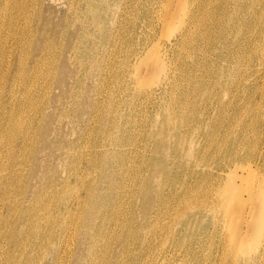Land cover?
Instances as JSON below:
<instances>
[{
  "label": "rangeland",
  "instance_id": "1",
  "mask_svg": "<svg viewBox=\"0 0 264 264\" xmlns=\"http://www.w3.org/2000/svg\"><path fill=\"white\" fill-rule=\"evenodd\" d=\"M40 1V4L38 2L36 6L28 7L18 16L16 11L13 12L16 20L13 22L16 25L14 30L6 19L1 22L2 15H9V10L2 11L3 14L0 11V36H5L4 40H0V113L16 112L17 117L24 120L23 130L28 136L26 143L28 147L31 145L28 149L18 150L21 136L11 144L8 136L2 135L6 118L3 119L0 115V264H17L20 258L29 257L31 264H73L72 252L85 233V222L91 217L92 232L85 237L86 257L81 264H237L238 261L241 264L245 256L230 251L232 247L229 239L233 232L241 230L240 227L244 224L243 210L247 205L242 202L241 208L237 204L239 210L232 204L233 207L235 205L236 212L231 214L230 211L229 215L235 217L239 210L238 213L241 211L243 217L237 213L238 219L233 218L236 219L235 225H230L232 218L220 206V200L216 191L214 192L216 184L212 186L205 177H194L192 173L197 171L200 175H208L210 172L216 174L222 166L225 171L231 168L236 177L245 176L247 171L251 172L253 169L256 176L251 173L255 177L247 172L252 176L251 179L250 176L246 177L247 174V179L243 176L242 181L241 178L233 177L234 185L240 186L235 185L240 188L239 191H243L239 194L243 201L246 198L244 202L249 203L248 205L254 204L247 201V198L253 201L248 193L250 188L264 185V0ZM185 1L188 12L204 13V19L201 20L203 23L200 21L196 30L194 28V33L199 38L193 35L194 39L189 38L184 40L186 42L171 45V41L186 26L187 13L182 24L178 21L182 12L178 13L177 10ZM203 4L207 6L201 10ZM164 16L169 22L165 23ZM169 18L174 19L170 21ZM163 22L167 25H163ZM166 27L169 29L168 34ZM169 34H172V40H168ZM169 46H172L171 50ZM148 47L152 49L153 55L157 52L164 55L166 52L167 71L151 67L149 63H153V55L150 56L152 59L150 58L149 63L145 60L148 64L140 59V55ZM36 56L40 58V64L33 70L36 84L24 91L20 81H12L17 63L11 64L10 70L8 64L21 58L26 73ZM61 61L66 69L63 86L59 89L54 80ZM47 68H53L50 74L47 73ZM152 70H158L159 75H154ZM134 75L140 76L139 80L142 79V82L151 80L153 93L148 94V87L143 86L147 83L144 84V81L141 85ZM31 98L35 103L33 106L28 104ZM45 113L51 119L47 122L45 136L41 137ZM238 139L241 142L239 147L236 145ZM160 140L165 147L159 146ZM251 143L256 146H251ZM190 148L193 150L191 153L188 152ZM163 157L168 160V173L148 166L149 160L161 166ZM250 166L251 169L248 170ZM32 170L39 177H33ZM225 171L222 172L224 179L227 178ZM157 175L163 181L158 189L161 193L159 198L156 186L146 182V177L153 178ZM253 178L256 179L252 180ZM249 179L253 182L249 183L252 186L247 183ZM246 184L249 188H246ZM244 188L249 189L247 193ZM184 190L188 194L181 197V200ZM144 193L150 194L152 198L146 216ZM122 195H125L124 198ZM190 196H193V200ZM108 215L110 219L106 218ZM20 218L32 220L29 219V224L25 226L30 235L19 233ZM34 220H37L36 226L31 223ZM150 223L152 227L149 226ZM46 232L50 237L48 240L41 237ZM35 233L40 236H33ZM16 240L21 241L15 244ZM40 242L45 245L38 247ZM21 244H26L24 251H21ZM201 249L204 252L207 250L204 253ZM216 253L223 254L224 257Z\"/></svg>",
  "mask_w": 264,
  "mask_h": 264
},
{
  "label": "bare ground",
  "instance_id": "2",
  "mask_svg": "<svg viewBox=\"0 0 264 264\" xmlns=\"http://www.w3.org/2000/svg\"><path fill=\"white\" fill-rule=\"evenodd\" d=\"M123 1V0H122ZM158 1V0H157ZM178 1V0H177ZM208 1V0H207ZM251 1V0H250ZM38 2H39V4L41 3V1L40 0H0V11L2 12V11H6L7 9L9 10L8 12H10V14L9 15H5V13L3 14V12H2V21L1 22H3L5 19H6V21H7V24L9 25V26H11L12 28H13V30H14V28L16 27V25H14L13 24V22H15L16 20H15V16H13L12 14H13V12L14 11H16V15L17 14H20L21 12H23L25 9H27L28 7H31L32 5H34V6H36L37 4H38ZM171 3L172 1H168V3ZM175 2V1H174ZM205 2V1H204ZM235 2V1H234ZM233 2V3H234ZM125 3V2H124ZM136 3V2H135ZM188 3V2H187ZM206 3H208V2H206ZM218 3V2H217ZM250 3V2H249ZM91 3H89V5H90ZM153 4V3H152ZM176 4V3H175ZM174 4V5H175ZM181 4V3H180ZM180 4H178V5H180ZM201 4V3H200ZM208 4H210V3H208ZM93 5V4H92ZM177 5V6H178ZM196 4H194V6H195ZM250 5V4H249ZM167 6H169V4L167 5ZM167 6H165L166 7V9H167ZM197 6V5H196ZM199 6V5H198ZM207 5H205V4H203V8H200L201 10L202 9H204L205 7H206ZM253 6V5H252ZM261 6V5H260ZM263 6V5H262ZM93 7V6H92ZM156 7V6H155ZM174 7H176V6H174ZM179 7V6H178ZM177 7V10H179V12L178 13H180V12H182V14L181 15H179L180 16V20L178 19V21H180V23H182V24H184L183 22H185V19H184V15L187 13V15H188V19L186 20V26L179 32V35H176L175 36V38L173 39L174 41H171V45H174V44H179L181 41L183 42L184 40H188L189 38H191V39H194V38H192L193 37V35H195L196 36V34L194 33V28L196 27V25H198L199 23H200V21L202 20V18L204 19V13L203 12H200L199 14L197 13V12H193V11H191V12H188L187 10H189V9H187V4H186V1H185V3L183 2L182 3V6L180 7V8H178ZM208 7H210V6H208ZM246 7H247V4H246ZM237 8V7H236ZM245 8V7H244ZM174 9V8H173ZM172 9V10H173ZM165 10V9H164ZM181 10V11H180ZM206 10V9H205ZM244 10V9H243ZM260 10V9H259ZM148 11V10H147ZM167 11V10H166ZM245 11V10H244ZM261 11V10H260ZM263 11H264V9H263ZM84 12V11H83ZM170 12V11H169ZM207 12V11H206ZM257 12V11H256ZM262 12V11H261ZM15 13V12H14ZM171 13V12H170ZM173 13V12H172ZM175 13V12H174ZM189 13V14H188ZM203 13V14H202ZM246 13V12H245ZM248 13V12H247ZM264 13V12H263ZM161 14V13H160ZM169 14V13H168ZM200 14H202V15H200ZM259 14H261V13H259ZM15 15V14H14ZM132 15V14H131ZM166 15V14H165ZM175 15H178L177 14V12L175 13ZM175 15L173 14V16L175 17ZM257 15H258V13H257ZM263 15V14H262ZM7 16V17H6ZM18 16V15H17ZM16 16V17H17ZM20 16V15H19ZM169 16V15H168ZM210 16H212V15H210ZM255 16V15H254ZM105 17V16H104ZM123 17V16H122ZM134 17V16H133ZM165 17L166 16H164L163 18L165 19ZM177 17V16H176ZM263 17V16H262ZM206 19H207V17H205ZM209 18V17H208ZM244 18V17H243ZM255 18H256V16H255ZM259 18V17H258ZM257 18V19H258ZM17 19V18H16ZM23 19V18H22ZM104 19H106V18H104ZM155 19V18H154ZM164 19H163V21H164ZM174 19V18H173ZM173 19H171V20H173ZM25 20V19H24ZM129 20V19H128ZM131 20V19H130ZM169 20H170V18H169ZM170 20V21H171ZM210 20V19H209ZM259 20V19H258ZM127 21V20H126ZM175 21V20H174ZM173 21V22H174ZM177 21V22H178ZM203 21V20H202ZM201 21V22H202ZM205 21V20H204ZM28 22V21H27ZM103 22V21H102ZM162 22V21H161ZM167 22H169L168 21V19H165V23H167ZM238 22V21H237ZM262 22V21H261ZM10 23H11V25H10ZM164 22H163V25L165 24ZM203 23V22H202ZM206 23V22H205ZM13 24V25H12ZM20 23H18V25H19ZM26 24V23H25ZM89 24H90V22H89ZM134 24V23H133ZM256 24V23H255ZM259 24V23H258ZM124 25V24H123ZM165 25H167V24H165ZM172 25H174V23L172 24ZM177 24H175V26H176ZM205 25V24H204ZM208 25V24H207ZM29 26V25H28ZM90 26V25H89ZM121 26V25H120ZM126 26H128V25H126ZM154 26V25H153ZM162 26V25H161ZM170 26V25H169ZM169 26H167V27H169ZM174 26V27H175ZM180 26H181V24H180ZM263 26V25H262ZM21 27V26H20ZM124 27V26H123ZM129 27H130V25H129ZM133 27V26H132ZM167 27H166V29H167ZM255 27V26H254ZM100 28V27H99ZM198 28H200V27H198ZM121 29V28H120ZM135 29V28H134ZM173 29V28H172ZM16 30H17V28H16ZM103 30V29H102ZM123 30V29H122ZM121 30V31H122ZM125 30V29H124ZM169 29H167V31H168ZM195 30H196V28H195ZM202 30V29H201ZM208 30H210V29H208ZM218 30V29H217ZM104 31V30H103ZM125 31H127V30H125ZM161 31H163V27H162V30ZM175 30L173 29V32H174ZM4 32V31H3ZM152 32H153V30H152ZM157 32V31H156ZM7 33V32H6ZM19 33V32H18ZM102 33V32H101ZM117 33V32H116ZM165 33V32H164ZM169 33V31L167 32V34ZM194 33V34H193ZM199 33V32H198ZM197 33V34H198ZM205 33V32H204ZM207 33V32H206ZM239 33V32H238ZM250 33V32H249ZM123 34V33H122ZM65 35V34H64ZM133 35H134V33H133ZM147 35V34H146ZM172 35V34H171ZM171 35L169 34V36L167 35V37H170L168 40H172V38H171ZM201 36H202V33L200 34ZM199 35V36H200ZM15 36V35H14ZM111 36V35H110ZM120 36V35H119ZM162 35H160V37H161ZM200 36V38H202ZM260 36V35H259ZM5 36H0V40H4L5 38H4ZM16 37V36H15ZM81 37V36H80ZM118 37V36H117ZM126 37V36H125ZM134 37H136V36H134ZM133 37V38H134ZM62 38H64V37H62ZM166 38V37H165ZM195 38H199V37H195ZM207 38H208V36H207ZM263 38V37H262ZM262 38H261V40H262ZM22 39H23V37H22ZM81 39V38H80ZM130 39V38H129ZM140 39V38H139ZM149 39V38H148ZM151 39V38H150ZM190 39V40H191ZM209 39H210V36H209ZM106 40V39H105ZM104 40V41H105ZM120 40V39H119ZM124 40H125V38H124ZM126 40H127V38H126ZM130 40H133V39H130ZM189 40V41H190ZM201 40V39H200ZM15 41V40H14ZM26 41V40H25ZM146 41V40H145ZM149 41V40H148ZM194 41V40H193ZM258 41H259V39H258ZM184 42H186V41H184ZM262 42H263V40H262ZM51 43V42H50ZM150 43V42H149ZM253 43V42H252ZM96 44V43H95ZM116 44V43H115ZM132 44V43H131ZM182 44H184V43H182ZM198 44V43H197ZM243 44H245V43H243ZM261 44V43H260ZM97 45V44H96ZM157 45V44H156ZM175 45V46H176ZM238 45V44H237ZM247 45V44H246ZM262 45H263V43H262ZM178 46H180V45H178ZM208 46V45H207ZM206 46V47H207ZM39 46H36V48H38ZM133 47V46H132ZM157 47H158V45H157ZM240 47V46H239ZM252 47V46H251ZM262 47V46H261ZM59 48V47H58ZM92 48V47H91ZM110 48V47H109ZM139 48H140V46H139ZM143 48V47H142ZM150 48H152V46L150 47ZM149 47H148V49H146L141 55H140V59L141 60H143V62L145 63L146 61L148 62V61H150L152 58V60H153V63L152 62H148L150 65H151V67L152 68H156V69H161L162 71L164 70V71H167V67H166V59H165V53H164V55H163V53H158L157 52V54L155 53V55H153L154 53H153V51H152V49H150ZM154 48V47H153ZM191 48V47H190ZM129 49V48H128ZM133 49H135L134 47H133ZM159 49H160V46H159ZM169 49L171 50L172 49V46H169ZM179 49V48H178ZM213 49V48H212ZM259 49V48H258ZM19 50V49H18ZM83 50V49H82ZM131 50V49H130ZM139 50V49H138ZM162 50V49H161ZM176 50V49H175ZM244 50V49H243ZM249 50V49H248ZM252 50V49H251ZM57 51V50H56ZM106 51H108V50H106ZM111 51V50H110ZM135 51H137V49L135 50ZM141 51H143V50H141ZM152 51V52H151ZM163 51V50H162ZM177 51V50H176ZM154 52H155V50H154ZM172 52H174V50L172 51ZM241 52V51H240ZM247 52V51H246ZM255 52H256V49H255ZM24 53V52H23ZM88 53V52H87ZM106 53V52H105ZM175 53V52H174ZM203 53V52H202ZM243 53V52H242ZM248 53V52H247ZM21 54V53H20ZM134 54V53H133ZM176 54V53H175ZM254 54H256V53H254ZM116 55V54H115ZM151 55H153V56H151ZM172 55H174V54H172ZM209 55V54H208ZM236 55V54H235ZM250 55V54H249ZM57 56V55H56ZM84 56V55H83ZM89 56V55H88ZM135 56V55H134ZM152 58H151V57ZM156 56V57H155ZM176 56V55H175ZM19 57H20V55H19ZM132 57V56H131ZM136 57V56H135ZM171 57V56H170ZM169 57V58H170ZM177 57V56H176ZM183 57V56H182ZM18 58V57H17ZM82 58V57H81ZM127 58V57H126ZM130 58V57H129ZM133 58V57H132ZM138 58V57H137ZM151 58V59H150ZM40 58H38V56H36L34 59H33V62H32V64H31V66H30V68H28L27 70H26V73H25V70H24V67H23V62H22V60H21V58H19L17 61L15 60H13V61H11V62H9L10 64H8L9 65V70H10V68H11V64H13L14 62H16L17 63V67L15 68V70H14V72H13V74H12V81L14 82V83H17V82H19L20 81V83H21V85L23 86V88L25 89L24 91H27V90H30L31 89V86L32 85H35L36 84V81H35V75H34V72H33V70H35L37 67H38V65L40 64V60H39ZM80 59V58H79ZM118 59V58H117ZM123 59H125V58H123ZM171 59V58H170ZM243 59V58H242ZM85 60V59H84ZM105 60V59H104ZM127 60H128V58H127ZM146 60V61H145ZM261 60V58H259V61ZM129 61V60H128ZM258 61V60H257ZM8 62V61H7ZM54 62V61H53ZM142 62V63H143ZM146 62V63H147ZM5 63V62H4ZM111 63V62H110ZM125 63V62H124ZM147 63V64H148ZM246 63V62H245ZM122 64V63H121ZM126 64V63H125ZM130 64V63H129ZM128 64V65H129ZM152 64L154 65V66H152ZM168 64H169V62H168ZM178 64V63H177ZM249 64V63H248ZM128 65H126V66H128ZM144 65V64H143ZM142 65V66H143ZM146 65V64H145ZM123 66V65H122ZM125 66V65H124ZM123 66V67H124ZM169 66V65H168ZM221 66V65H220ZM4 67V66H3ZM51 67V66H50ZM121 67V66H120ZM146 67V66H145ZM234 67V66H233ZM107 68V67H106ZM111 68V67H110ZM116 68H118L117 66H116ZM127 68V67H126ZM129 68V67H128ZM127 68V69H128ZM147 68H149V65H148V67ZM151 68V69H152ZM53 69V68H52ZM52 69L51 68H47V73H49L50 74V71H52ZM65 65H64V62H60V66H59V68H57V70H56V72H57V76H56V78H55V80H54V83L56 84V87H58L59 89H60V87H62L63 86V79H64V71H65ZM123 69V68H122ZM121 69V70H122ZM126 69V70H127ZM135 69H138V68H136L135 67ZM146 69V68H145ZM155 69V70H156ZM197 69V68H196ZM232 69V68H231ZM1 70V69H0ZM6 70V69H5ZM112 70V69H111ZM125 70V71H126ZM144 70V69H143ZM155 70H152V72L154 73V75H159L158 73H157V71H155ZM188 70V69H187ZM104 71V70H103ZM136 71V70H135ZM137 71H139V70H137ZM142 71V70H141ZM151 71V70H150ZM149 71V74L151 73ZM155 71V72H154ZM161 71V72H162ZM163 71V72H164ZM259 71V70H258ZM262 71V70H261ZM4 73H5V71H3ZM2 72V73H3ZM112 72V71H111ZM110 72V73H111ZM129 72V71H128ZM132 72V71H131ZM144 72V71H143ZM46 73V74H47ZM138 73V72H137ZM156 73V74H155ZM169 73V72H168ZM116 74V73H115ZM124 74V73H123ZM126 74V73H125ZM139 74V73H138ZM137 74V75H138ZM241 74V73H240ZM144 75H145V73H144ZM147 75V74H146ZM156 75V76H157ZM1 76V75H0ZM4 76V75H3ZM135 76V75H134ZM140 76L142 77V75L140 74ZM139 76V77H140ZM151 76V75H150ZM164 76V75H163ZM196 76V75H195ZM105 77V76H104ZM139 77L138 76H135V78H138L137 80V82H139L141 85L143 84V82L145 81L144 79V81L142 82L141 80L142 79H140L139 80ZM148 77H149V75H148ZM147 77V78H148ZM169 77V76H168ZM235 77V76H234ZM151 78V77H150ZM157 78V77H156ZM159 78V77H158ZM163 78H166V77H163ZM162 78V79H163ZM232 78V77H231ZM1 79V78H0ZM118 79V78H117ZM160 79V78H159ZM262 79V78H261ZM264 79V78H263ZM113 80V79H112ZM127 80V79H126ZM148 80V79H147ZM187 80V79H186ZM39 81V80H38ZM129 81V80H128ZM136 81V80H135ZM151 81V80H150ZM150 81H148V82H144V84H146V85H143V86H146V87H148V89L146 90L147 92H148V94L149 93H153V89H152V87L150 86V85H152L151 83L152 82H150ZM259 81V80H258ZM193 82V81H192ZM236 82V81H235ZM103 83V82H102ZM139 83L137 84L138 86H139ZM179 83V82H178ZM159 84H161V83H159ZM176 84V83H175ZM192 84V83H191ZM40 85V84H39ZM194 85V84H193ZM118 86V85H117ZM116 86V87H117ZM135 86V85H134ZM163 86V85H162ZM176 86V85H175ZM185 86V85H184ZM191 86V85H190ZM203 86H205V85H203ZM115 87V86H114ZM130 87V86H129ZM142 87V86H141ZM167 87V86H166ZM113 88V87H112ZM128 88V87H127ZM135 88V87H134ZM144 88V87H143ZM162 88V87H161ZM165 88V87H164ZM137 89V88H136ZM135 89V90H136ZM160 89V88H159ZM196 89V88H195ZM202 89V88H201ZM119 90V89H118ZM142 90V89H141ZM158 90V89H157ZM165 90V89H164ZM64 91V89H62V92ZM160 91V90H159ZM188 91V90H187ZM30 92V91H29ZM99 92V91H98ZM134 92H136V91H134ZM156 92V91H155ZM154 92V93H155ZM168 93V92H167ZM110 94V93H109ZM113 94V93H112ZM138 94H140V92L138 93ZM147 94V93H146ZM145 94V95H146ZM156 94V93H155ZM165 94V93H164ZM213 94V93H212ZM45 95V94H44ZM143 95V94H142ZM163 95V94H162ZM161 95V96H162ZM104 96V95H103ZM115 96V95H114ZM150 96V95H149ZM159 96V95H158ZM262 96V95H261ZM155 97V96H154ZM180 97V96H179ZM214 97V96H213ZM235 97V96H234ZM114 98V97H113ZM130 98H131V96H130ZM231 98V97H230ZM103 99V98H102ZM117 99V98H116ZM167 99V98H166ZM172 99V98H171ZM23 100V99H22ZM105 100V99H104ZM118 100V99H117ZM190 100V99H189ZM113 101V100H112ZM129 101V100H128ZM147 101V100H146ZM145 101V102H146ZM167 101V100H166ZM170 101V100H169ZM229 101V100H228ZM45 102V101H44ZM102 102V101H101ZM132 102V101H131ZM171 102V101H170ZM219 102V101H218ZM99 103V102H98ZM104 103V102H103ZM119 103V102H118ZM165 103V102H164ZM167 103V102H166ZM176 103V102H175ZM174 103V104H175ZM197 103V102H196ZM28 104H30V106H33V105H35V103H34V101H33V99L31 98V99H29L28 100ZM114 104V103H113ZM140 104V103H139ZM116 105V104H115ZM165 105V104H164ZM257 105V104H256ZM102 106V105H101ZM146 106V105H145ZM187 106V105H186ZM26 107V106H25ZM100 107V106H99ZM131 107V106H130ZM258 107V106H257ZM97 108V107H96ZM139 108V107H138ZM170 108V107H169ZM103 109V108H102ZM245 109V108H244ZM95 111H96V109H94ZM139 110V109H138ZM201 110V109H200ZM210 110H212V109H210ZM15 111V110H14ZM115 111V110H114ZM179 111V110H178ZM207 111V110H206ZM223 111V110H222ZM255 111V110H254ZM241 112V111H240ZM97 113V112H96ZM99 113V112H98ZM146 113V112H145ZM191 113V112H190ZM256 113V112H255ZM0 115H1V117L3 118V119H5L6 118V124H4V127H3V132H2V135L3 134H6L7 136H8V139H9V141H10V143L11 144H13L14 142H15V139L18 137V136H21L22 138H21V142H20V144L18 145V150H20V151H22V150H24V149H28V148H30V146L28 147V145H27V133H25L24 132V130H23V121H22V119L21 118H19V117H17V115H16V112H15V114L12 112H10L9 114L8 113H6L5 111H1V113H0ZM40 115V114H39ZM94 115V114H93ZM92 115V116H93ZM141 115V114H140ZM223 116V115H222ZM143 117V116H142ZM173 117V116H172ZM91 118V117H90ZM96 118V117H95ZM175 118V117H174ZM44 124H43V126H42V135H41V137H43V136H45V133H46V131H47V122H49V120L51 119V117H50V115H46V113H45V117H44ZM91 119H94V118H91ZM135 119V118H134ZM240 119V118H239ZM238 119V120H239ZM254 119V118H253ZM152 120V119H151ZM189 120V119H188ZM237 120V121H238ZM248 120H249V116H248ZM95 121H97V120H95ZM113 121V120H112ZM172 121H174L173 119H172ZM184 121H185V119H184ZM135 122V121H134ZM136 123V122H135ZM250 123V122H249ZM89 124V123H88ZM184 124V123H183ZM248 124V123H247ZM96 125H97V123H96ZM110 125H112V124H110ZM186 125V124H185ZM234 125V124H233ZM91 126V125H90ZM182 126V125H181ZM220 126V125H219ZM238 126V125H237ZM246 126V125H245ZM248 126V125H247ZM97 127V126H96ZM124 127H126V125L124 126ZM254 127V126H253ZM170 128V127H169ZM182 128V127H181ZM231 128V127H230ZM237 128V127H236ZM235 127H234V129H236ZM133 129V128H132ZM250 129V128H249ZM243 130V129H242ZM94 131V130H93ZM177 131V130H176ZM219 131V130H218ZM232 130H230V132H231ZM250 131V130H249ZM240 132V131H239ZM248 132V131H247ZM264 132V131H263ZM132 133V132H131ZM216 133V132H215ZM243 133V132H242ZM251 133V132H250ZM255 133V132H254ZM90 134V133H89ZM127 134V133H126ZM245 134V133H244ZM248 134V133H247ZM91 135V134H90ZM89 135V136H90ZM183 135V134H182ZM216 135V134H215ZM240 135V134H239ZM243 135V134H242ZM261 135V134H260ZM88 136V137H89ZM137 136H139V135H137ZM228 136V135H227ZM226 136V137H227ZM233 136V135H232ZM254 136V135H253ZM257 136V135H256ZM136 137V136H135ZM140 137V136H139ZM181 137H183V136H181ZM213 137V136H212ZM214 137H216V136H214ZM222 137V136H221ZM239 137V136H238ZM245 137V139H247L246 138V136H244ZM248 137V136H247ZM80 138V137H79ZM92 138V137H91ZM142 138V137H141ZM225 138V137H224ZM243 138V137H242ZM105 139V138H104ZM133 139H135V138H133ZM187 139V138H186ZM190 139V138H189ZM212 139V138H211ZM215 139V138H214ZM221 139V138H220ZM231 139V138H230ZM229 139V140H230ZM244 139V140H245ZM254 139V138H253ZM257 139V138H256ZM255 139V140H256ZM263 139V138H262ZM98 140V139H97ZM188 140V139H187ZM223 140V139H222ZM239 140V139H238ZM238 140H236L237 142V144L236 145H238V147L240 146V140L238 141ZM242 140V139H241ZM254 140V141H255ZM89 141V140H88ZM143 141V140H142ZM225 141V140H224ZM224 141H222V142H224ZM228 141V140H227ZM150 142H151V140H150ZM91 143V142H90ZM104 143V142H103ZM135 144L137 143V142H134ZM212 142H210V144H211ZM245 143H246V141H245ZM254 143V142H253ZM256 143V142H255ZM218 144H221V143H218ZM243 144V143H242ZM252 144V143H251ZM139 145V144H138ZM152 145V144H151ZM261 146H262V144H260ZM89 146H91V145H89ZM141 146H142V144H141ZM159 146H161V147H165V145H164V143L160 140V144H159ZM158 146V147H159ZM209 146V145H208ZM216 146V145H215ZM223 146V145H222ZM251 146H253V144L251 145ZM256 146V145H255ZM255 146H253V147H255ZM13 147H14V145H13ZM143 147V146H142ZM207 147V146H206ZM220 147V146H219ZM231 147V146H230ZM237 147V149H240V148H238ZM247 147V146H246ZM250 147V146H249ZM5 148V147H4ZM134 148V147H133ZM132 148V149H133ZM216 148V147H215ZM234 148V147H233ZM242 148V147H241ZM243 148H244V146H243ZM14 149V148H13ZM102 149H104V148H102ZM169 149V148H168ZM207 149V148H206ZM212 149H213V147H212ZM230 149V148H229ZM228 149V150H229ZM246 149H248V148H246ZM166 150H167V147H166ZM208 150V149H207ZM243 150V149H242ZM250 150V149H249ZM255 150V149H254ZM261 150V149H260ZM41 152H42V150H40ZM130 151V150H129ZM138 151V150H137ZM193 150H192V148H190L189 149V151L188 152H192ZM199 151V150H198ZM215 151H216V149H215ZM218 151V150H217ZM240 151V150H239ZM243 151H245V149L243 150ZM263 152H264V150H262ZM132 152V151H131ZM209 152V151H208ZM212 152H213V150H212ZM232 152V151H231ZM236 152V151H235ZM235 152H234V154H235ZM242 152V151H241ZM138 153V152H137ZM142 153V152H141ZM206 153V152H205ZM214 153V152H213ZM238 153V152H237ZM240 153V152H239ZM258 153V152H257ZM150 154V153H149ZM215 154H216V152H215ZM232 154V153H231ZM247 154V153H246ZM249 154H251V153H249ZM261 154V153H260ZM135 155V154H134ZM213 155V154H212ZM239 155V154H238ZM136 156V155H135ZM261 156V155H260ZM19 157V156H18ZM84 157V156H83ZM208 157V156H207ZM206 157V158H207ZM209 157H210V155H209ZM220 157V156H219ZM252 157V156H251ZM138 158V157H137ZM202 158V157H201ZM200 158V159H201ZM212 158V157H211ZM217 158H218V156H217ZM231 158H232V156H231ZM257 158V157H256ZM261 158V157H260ZM132 159V158H131ZM130 159V160H131ZM140 159V158H139ZM147 159V158H146ZM167 159V157H163V163H162V165L161 166H157L156 165V163L155 162H153L152 160H149L148 162H147V164H148V166H153V167H155V168H158L157 170L158 171H160L161 170V172L162 173H168L169 172V168H168V165H167V161L168 160H166ZM222 159V158H221ZM224 159V158H223ZM230 159V158H229ZM253 159V158H252ZM251 159V160H252ZM158 160V159H157ZM220 160V159H219ZM227 160V159H226ZM242 160V159H241ZM260 160V159H259ZM213 161H214V159H213ZM223 161V160H222ZM230 161V160H229ZM126 162V161H125ZM218 162V161H217ZM234 162V161H233ZM264 162V161H263ZM227 163H228V161H227ZM226 163V164H227ZM247 163H249V162H247ZM209 164V163H208ZM219 164V163H218ZM26 165H28V164H26ZM233 165V164H232ZM237 165V164H236ZM248 165V164H247ZM251 165H253V164H251ZM132 167V166H131ZM137 167V166H136ZM238 167H241V165L240 166H238ZM246 167V166H245ZM262 167V166H261ZM20 168V167H19ZM147 168V167H146ZM209 168V167H208ZM234 168V167H233ZM263 168V167H262ZM207 169V168H206ZM219 170H217V172H216V174H213L212 172H210V173H208V175H203V174H199L197 171L196 172H193L192 174H193V176L194 177H196V176H200L201 178L203 177H205L206 178V180L209 182V184L210 185H214V184H216V186H214L215 187V190H214V192L216 191V193H217V196H218V199L220 200V206H223V208H224V211L228 214V217L230 216H232V215H229L230 214V211H232L231 212V214H233V211L234 212H236V210H234V207H235V205L238 207V205H239V207H243L242 205V202L243 203H245V205H247L245 208H244V210L243 209H241V210H243L244 211V217L242 216V214H240L241 213V211H240V213H238V211L240 210L239 209V207H238V211H237V213L239 214V215H241L243 218H244V224L240 227V229L241 230H239V232L237 233L236 231H235V233L233 232L231 235H230V233H229V235H230V239H229V241H230V245H231V247H232V249H230V251L232 250L235 254H237V253H241L242 255H244L243 257H244V261L241 263V264H262V262H264V185H257V187H253L251 184H249L250 182H251V177L252 176H250V174L251 175H253L254 173H256V171H254V172H252V170L253 169H251V166H250V168H248V170H250L251 169V172L253 173H251V172H249V171H247V172H249L250 174L248 175V173L246 172V174H247V176H246V174H245V176L246 177H248V176H250V181H248L247 180V183L249 184V186L251 185L252 187L250 188V190L249 189H247V190H249L248 191V193H249V197L250 198H253V201L251 200H249V198H247L248 200L247 201H249V202H253L254 204H250V205H248V204H246L247 202H244L245 201V199H244V201H243V198H241L242 196H240L242 193H243V191L241 192V191H239V189H238V187H240V186H238L237 184H235V185H237V186H235L234 185V179H233V177H235V176H233V174H234V172H232L233 170L230 168V170L229 171H225V169L222 167V166H220L219 168H218ZM239 169V168H238ZM242 170L243 169H246V168H241ZM83 170V169H82ZM135 170V169H134ZM133 170V171H134ZM212 170V169H211ZM213 170H214V167H213ZM236 170V169H235ZM260 170V169H259ZM81 171V170H80ZM199 172H200V170H198ZM223 171H225V173H226V176H227V178L226 179H224V174L222 175V172ZM237 171V170H236ZM149 172V171H148ZM190 172V171H189ZM205 172V171H204ZM214 172V171H213ZM262 172V171H261ZM129 173V172H128ZM236 173V172H235ZM259 173V172H258ZM62 174V173H61ZM93 174V173H92ZM174 174V173H173ZM240 174V173H239ZM32 175H33V177L34 176H36L35 178H37V177H39L38 176V174L37 173H35V171L34 170H32ZM178 175V174H177ZM183 175V174H182ZM237 175V174H236ZM255 175V174H254ZM253 175V176H254ZM259 175V174H258ZM258 175H257V180H259L258 179ZM82 176V175H81ZM136 176V175H135ZM139 176H140V174H139ZM159 175H157V176H155V177H153L152 178V176H150V177H146V182L148 183V184H151V185H155L156 186V188H157V193H158V198H159V196H160V192L158 191V189L160 188V184H162L163 183V181L158 177ZM171 176H173V175H171ZM238 176H241V177H238ZM238 176H236L235 177V179L236 178H241V181H242V177L244 176V175H238ZM244 176V177H245ZM256 176V175H255ZM254 176V177H255ZM261 176H263V175H261ZM175 177V176H174ZM245 177V178H246ZM163 178V177H162ZM189 178V177H188ZM193 178V177H192ZM244 178V179H245ZM263 179H264V177H262ZM262 178H261V180H262ZM77 179V178H76ZM129 179V178H128ZM133 179V178H132ZM178 179V178H177ZM198 179V178H197ZM247 179V178H246ZM254 179H256V178H253L252 180H254ZM126 180V179H125ZM124 180V181H125ZM163 180H164V178H163ZM171 180V179H170ZM203 180V179H202ZM205 180V179H204ZM205 180V181H206ZM232 180V181H231ZM199 181V180H198ZM127 182V181H126ZM189 182V181H188ZM187 182V183H188ZM202 182V181H201ZM234 182V183H233ZM243 182H245V180H243ZM243 182H241V183H243ZM263 182H264V180H263ZM80 183V182H79ZM130 183V182H129ZM165 183V182H164ZM169 183V182H168ZM179 183V182H178ZM186 183V182H185ZM196 183V182H195ZM246 183V182H245ZM251 183H253V182H251ZM258 183V182H257ZM260 183V182H259ZM138 184V183H137ZM194 184V183H193ZM208 184V183H207ZM240 184V183H239ZM248 184H246L247 186H248ZM261 184V183H260ZM263 184V183H262ZM122 185H123V183H122ZM177 185V184H176ZM188 186H189V184H187ZM198 185V184H197ZM202 185V184H201ZM206 185V184H205ZM34 186V185H33ZM126 186H128V185H126ZM137 186V185H136ZM194 186V185H193ZM196 186V185H195ZM246 186V188H249V186L247 187ZM129 187V186H128ZM145 187V186H144ZM143 187V188H144ZM147 187V186H146ZM201 187V186H200ZM166 188V187H165ZM182 188V187H181ZM187 188H190V187H187ZM195 188V187H194ZM193 188V189H194ZM204 188V187H203ZM210 188H211V186H210ZM123 189V188H122ZM164 189V188H163ZM202 189V188H201ZM33 189H31V191H32ZM79 190V189H78ZM127 191L129 190V189H126ZM170 191H171V189H169ZM197 190V189H196ZM195 190V191H196ZM213 190V189H212ZM244 190H246L245 188H244ZM247 190H246V193H247ZM62 191V190H61ZM181 191V190H180ZM185 191V193L183 194V196H180V199H181V197H184V196H187V192L188 191H186V190H184ZM190 191V190H189ZM192 191V190H191ZM198 192H200L199 190H198ZM77 193V192H76ZM86 193H88V192H86ZM143 193V192H142ZM160 193V194H159ZM168 193V192H167ZM193 193V192H192ZM239 193H241V194H239ZM122 194V193H121ZM120 194V195H121ZM128 194H130V193H128ZM176 194V193H175ZM191 194V193H190ZM189 194V195H190ZM203 194V193H202ZM119 195V194H118ZM163 195V194H162ZM171 195V194H170ZM177 195V194H176ZM195 195V194H194ZM199 195V194H198ZM208 195V194H207ZM124 196L125 195H122V197L124 198ZM128 196V195H127ZM166 196V195H165ZM203 196V195H202ZM206 196V195H205ZM212 196V195H211ZM247 196H248V194H247ZM246 196V197H247ZM119 197V196H118ZM118 197H116V198H118ZM121 197V196H120ZM167 197V196H166ZM170 197V196H169ZM190 197H192V200H193V196H190ZM201 197V196H200ZM204 197V196H203ZM75 198V197H74ZM77 198V197H76ZM175 198V197H174ZM188 198V197H187ZM199 198V197H198ZM208 198V197H207ZM206 198V199H207ZM73 199V198H72ZM144 199H145V205H144V213H145V216H146V214H148V212H149V209H150V204H151V195L150 194H148V193H144ZM168 199V198H167ZM172 199V198H171ZM176 199V198H175ZM197 199V198H196ZM201 199V198H200ZM202 199H204V198H202ZM210 199V198H209ZM212 199V198H211ZM74 200H76V199H74ZM73 200V201H74ZM119 200V199H118ZM163 200H164V197H163ZM173 200V199H172ZM178 200V199H177ZM181 200H183V199H181ZM83 201V200H82ZM120 201H122V200H120ZM132 201V200H131ZM158 201V200H157ZM196 201V200H195ZM198 201V200H197ZM196 201V202H197ZM203 201V200H202ZM85 202V201H84ZM126 202V201H125ZM127 202H129V200L127 201ZM166 202H167V200H166ZM186 202H188L189 203V201H186ZM204 202V201H203ZM206 202V201H205ZM215 202V201H214ZM83 203V202H82ZM119 203H121V202H119ZM155 203H156V201H155ZM161 203V202H160ZM171 203V202H170ZM179 203V202H178ZM71 204H74V203H71ZM158 204V203H157ZM162 204V203H161ZM163 204H165V203H163ZM167 204V203H166ZM173 204H175V202L173 203ZM196 204V203H195ZM198 204V203H197ZM215 204H216V202H215ZM232 204H235L234 205V207L232 206ZM238 204V205H237ZM81 205V204H80ZM202 205V204H201ZM77 206V205H76ZM76 206H75V208H76ZM85 206V205H84ZM121 206V205H120ZM124 206H126V205H124ZM158 207H159V205H157ZM196 206H198V205H196ZM200 206V205H199ZM215 206V205H214ZM233 207V210L231 209L230 210V208H232ZM1 207V206H0ZM58 207H59V205H58ZM80 207V206H79ZM161 207H163L162 205H161ZM160 207V208H161ZM165 207V206H164ZM169 207V206H168ZM171 207V206H170ZM204 207V206H203ZM28 208H29V206H27V210H28ZM53 208V207H52ZM72 208V207H71ZM121 208V207H120ZM157 208V207H156ZM181 208V207H180ZM196 208V207H195ZM200 208V207H199ZM209 208V207H208ZM218 208H219V205H218ZM236 208V207H235ZM119 209V208H118ZM129 209V208H128ZM158 209V208H157ZM193 209V208H192ZM206 209V208H205ZM211 209V208H210ZM63 210V209H62ZM77 210V209H76ZM130 210V209H129ZM161 210V209H160ZM213 210H214V208H213ZM125 211H126V209H125ZM167 211V210H166ZM220 211V210H219ZM242 211V212H243ZM68 212V211H67ZM122 212V211H121ZM133 212V211H132ZM224 212V214L223 215H225L226 213ZM124 213V212H123ZM128 213V212H127ZM157 213V212H156ZM169 213H170V211H169ZM172 213V212H171ZM197 213V212H196ZM196 213H195V216H196ZM237 213H235L236 214V216L235 217H237L238 216V214ZM91 214V213H90ZM115 214V213H114ZM203 214V213H202ZM214 214H215V212H214ZM93 215V214H92ZM176 215V214H175ZM182 215V214H181ZM115 216V215H114ZM137 216V215H136ZM152 216H154V215H152ZM157 216V215H156ZM227 216V215H226ZM234 216V215H233ZM116 217H117V214H116ZM169 217V216H168ZM180 217V216H179ZM227 217V218H228ZM229 217V218H230ZM235 217H231L232 218V220L231 219H228V221L229 220H231V221H229V224L231 225L232 223H234V221H236V219H233V218H235ZM106 218H108V219H110V217H109V215H108V217L106 216ZM122 218V217H121ZM170 218V217H169ZM168 218V219H169ZM29 219L30 218H20V226L18 227V231H19V233L21 234V235H23V233H25V234H28L27 232H26V224L28 223L29 224ZM91 219H92V217L91 218H88L87 219V221L85 222V225H84V230H85V233L83 234V237L82 238H80L78 241H77V244H76V248L74 249V251L72 252V255L74 256V261H73V264H81L82 263V260H84L85 261V253H84V250H85V248H84V246H85V244H86V240H85V237L88 235V233H91L92 231V226H93V222H91ZM117 219V218H116ZM136 219V218H135ZM158 219V218H157ZM162 219V218H161ZM192 219V218H191ZM237 219H238V217H237ZM31 220V219H30ZM123 220V219H122ZM156 220V219H155ZM165 220V219H164ZM240 220V219H239ZM242 220V219H241ZM32 221V220H31ZM43 221V220H42ZM149 221V220H148ZM198 221V220H197ZM112 222H114V221H112ZM133 222H135L134 220H133ZM156 222V221H155ZM186 222V221H185ZM231 222V223H230ZM241 222L242 221H240V224H241ZM34 226H36V223H37V220H34L33 222H31ZM30 223V224H31ZM74 223H75V221H74ZM73 223V224H74ZM157 223V222H156ZM184 223V222H183ZM214 223V222H213ZM225 223V222H224ZM236 223V222H235ZM235 223H234V225H235ZM44 224V223H43ZM61 224V223H60ZM59 224V225H60ZM120 224V223H119ZM193 224V223H192ZM218 224V223H217ZM229 224H227V226L229 225ZM151 225V223L149 224V226ZM170 226H171V224H169ZM215 225V224H214ZM132 226H133V224H132ZM156 226H158V224L156 225ZM155 226V227H156ZM160 226V225H159ZM165 226V225H164ZM220 226V225H219ZM72 227H74V226H72ZM151 227H152V225H151ZM166 227V226H165ZM231 227H234V226H231ZM71 228V227H70ZM112 228V227H111ZM225 228V227H224ZM227 229H231V228H228V227H226ZM7 229V228H6ZM159 229H160V227H159ZM233 229V228H232ZM59 230H60V227L58 226V232H59ZM120 230V229H119ZM157 230H158V228H157ZM170 230V229H169ZM67 231V230H66ZM91 231V232H90ZM227 231V230H226ZM231 231V230H230ZM70 232V231H69ZM87 232V233H86ZM149 232V231H148ZM155 232V231H154ZM160 232H162L161 230H160ZM167 232V231H166ZM181 232V231H180ZM68 233V232H67ZM199 233V232H198ZM204 233V232H203ZM70 234V233H69ZM109 234V233H108ZM147 234V233H146ZM156 234V233H155ZM191 234V233H190ZM214 234V233H213ZM28 235H30V234H28ZM151 235V234H150ZM153 235V234H152ZM161 235V234H160ZM163 235V234H162ZM165 235V234H164ZM168 235V234H167ZM200 235V234H199ZM224 235V234H223ZM33 236H40L38 233H35V234H33ZM72 236V235H71ZM116 236V235H115ZM192 236V235H191ZM222 236V235H221ZM41 237H42V239H44V240H48L50 237H49V234L46 232V233H44V234H42L41 235ZM109 237V236H108ZM162 237H164V236H162ZM209 237V236H208ZM217 237V236H216ZM215 237V238H216ZM67 238V237H66ZM70 238V237H69ZM145 238V237H144ZM157 238H158V235H157ZM191 238V237H190ZM228 238V237H227ZM201 239V238H200ZM65 240V239H64ZM125 240V239H124ZM158 240V239H157ZM175 240V239H174ZM212 240V239H211ZM225 240V239H224ZM21 241V240H20ZM20 241H17L16 240V243L15 244H18V243H20ZM67 241V240H66ZM65 241V242H66ZM133 241V240H132ZM164 241H166V240H164ZM181 241V240H180ZM187 241H188V239H187ZM196 241H197V238H196ZM199 241V240H198ZM203 241V240H202ZM207 241H208V239H207ZM214 241V240H213ZM42 242H43V240H42ZM42 242H40V244H38V247H42L43 245H45V243H42ZM113 242V241H112ZM153 242H154V244H156L155 243V241L153 240ZM186 242V241H185ZM206 242V241H205ZM226 242V241H225ZM69 243V242H68ZM131 243V242H130ZM162 243H163V241H162ZM162 243H161V245H162ZM187 243V242H186ZM217 243V242H216ZM229 243V242H228ZM72 244V243H71ZM158 244V243H157ZM189 244H190V242H189ZM200 244V243H199ZM222 244V243H221ZM68 245V244H67ZM70 245V244H69ZM89 245H92V243L91 242H89ZM195 245V244H194ZM20 247H22L21 248V251H24L23 249H24V247L26 246V244H21V245H19ZM105 246V245H104ZM154 246V245H153ZM204 246V245H203ZM212 246V245H211ZM228 246V245H227ZM227 246H225L226 248H227ZM31 247H32V245H31ZM67 247V246H66ZM157 247H158V245H157ZM185 247V246H184ZM187 247V246H186ZM190 247H191V245H190ZM202 247V246H201ZM207 247H208V245H207ZM222 247H224V246H222ZM221 247V248H222ZM152 248H154V247H152ZM162 248V247H161ZM189 248V247H188ZM196 248H198V246L196 247ZM204 248V247H203ZM210 248V247H209ZM148 249V248H147ZM147 249H146V251H147ZM199 249V248H198ZM205 249V248H204ZM224 249V248H223ZM222 249V250H223ZM151 250V249H150ZM196 250V249H195ZM207 250V249H206ZM206 250H205V252H206ZM209 250H211V249H209ZM174 251V250H173ZM197 251V250H196ZM201 251L202 252H204L202 249H201ZM201 251H199V252H201ZM111 252V251H110ZM109 252V253H110ZM147 252H149V251H147ZM151 252V251H150ZM154 252V251H153ZM185 252V251H184ZM204 252V253H205ZM207 252H209V251H207ZM213 252V251H212ZM226 252V251H225ZM228 252H229V250H228ZM108 253V254H109ZM162 253V252H161ZM211 253V252H210ZM224 253V252H223ZM60 254V253H59ZM156 254V253H155ZM181 254V253H180ZM216 254H218V253H216ZM228 254V253H227ZM226 254V255H227ZM146 255V254H145ZM201 255V254H200ZM212 255V254H211ZM219 255V254H218ZM225 255V254H224ZM234 255V254H233ZM64 256V255H63ZM105 256V255H104ZM178 256V255H177ZM205 256V255H204ZM203 256V257H204ZM206 256H207V254H206ZM213 256V255H212ZM219 256H223V254H221V255H219ZM218 256V257H219ZM235 257H236V255H234ZM233 256V258H235ZM238 256V255H237ZM61 257V256H60ZM189 257V256H188ZM210 257V256H209ZM224 257V256H223ZM227 257V256H226ZM108 258V257H107ZM110 258V257H109ZM143 258V257H142ZM157 258V257H156ZM161 258V257H160ZM159 258V259H160ZM205 258V257H204ZM67 259V258H66ZM147 259H149V258H147ZM163 259V258H162ZM171 259V258H170ZM203 259V258H202ZM201 259V260H202ZM206 259V258H205ZM204 259V260H205ZM154 260V259H153ZM169 260V259H168ZM197 260V259H196ZM199 260V259H198ZM240 260V259H239ZM142 261V260H141ZM149 261V260H148ZM186 261V260H185ZM228 261V260H227ZM120 262V261H119ZM144 262V261H143ZM158 262V261H157ZM223 262V261H222ZM239 262V261H238ZM238 262H237V264H238ZM32 263V260H31V257H29V258H20L19 260H18V262H17V264H31ZM62 263V262H61ZM109 263V262H108ZM121 263V262H120ZM57 264H59V263H57ZM178 264V263H177ZM199 264V263H198ZM233 264H235L234 262H233Z\"/></svg>",
  "mask_w": 264,
  "mask_h": 264
}]
</instances>
